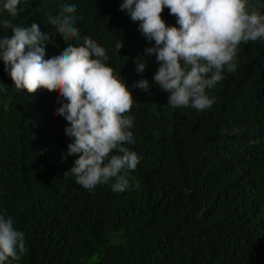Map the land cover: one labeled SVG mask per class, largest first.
I'll list each match as a JSON object with an SVG mask.
<instances>
[{
  "label": "trees",
  "instance_id": "16d2710c",
  "mask_svg": "<svg viewBox=\"0 0 264 264\" xmlns=\"http://www.w3.org/2000/svg\"><path fill=\"white\" fill-rule=\"evenodd\" d=\"M66 2L27 0L18 18H0L49 33L45 59L88 35L105 47L114 74L129 85L152 82L148 93L133 91L135 142L125 145L142 160L125 170L122 193L108 185L90 192L65 177L79 154H66L72 139L56 111L59 89L17 92L0 61V212L29 241L11 264H264V40L241 43L236 71L209 93L211 110L173 109L152 81L154 56L136 73L134 60L152 44L120 10L123 0H72L81 36L72 42L47 23ZM261 2L250 5L264 13ZM161 17L179 27L169 9Z\"/></svg>",
  "mask_w": 264,
  "mask_h": 264
},
{
  "label": "clouds",
  "instance_id": "9594fccd",
  "mask_svg": "<svg viewBox=\"0 0 264 264\" xmlns=\"http://www.w3.org/2000/svg\"><path fill=\"white\" fill-rule=\"evenodd\" d=\"M26 2L0 0V14L18 18ZM165 8L179 27L169 26L161 17ZM77 10V3L68 0L58 15L47 17V23L67 40H79ZM120 10L139 22V31L152 44L134 60L136 73H145L149 66L145 58L154 56L159 67L152 81L168 94L167 104L173 109L211 110L215 97L209 93L225 73L236 71L241 43L264 40V13L252 7L250 0H123ZM8 29L10 36L0 35V61L17 92L59 89L57 100L62 106L56 111L69 123L65 133L72 139L66 154H79L64 176L74 177L76 184L90 192L100 185H108L115 193L129 190L125 170L135 171L142 160L125 147L135 142L133 91L148 93L152 82L140 79L129 85L114 74L107 50L91 36H84L82 45L69 43L45 59L51 35L38 24L19 26L0 18V32ZM123 47L119 38L114 50L120 53ZM238 131L233 128L228 134ZM28 248L27 234L17 230L12 216L0 212V264L20 260Z\"/></svg>",
  "mask_w": 264,
  "mask_h": 264
}]
</instances>
